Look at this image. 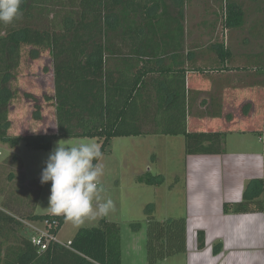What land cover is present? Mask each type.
I'll list each match as a JSON object with an SVG mask.
<instances>
[{
    "label": "trees",
    "instance_id": "trees-1",
    "mask_svg": "<svg viewBox=\"0 0 264 264\" xmlns=\"http://www.w3.org/2000/svg\"><path fill=\"white\" fill-rule=\"evenodd\" d=\"M228 1L226 25L244 26V7ZM184 4L185 0H22L20 16L11 24L0 23V143L15 148L24 142L30 149L50 152L62 138L99 139L104 155L114 138L184 136L187 155L222 153L228 133L188 130L184 79L183 91L174 88L173 99L168 101L169 96L166 97L165 112L158 116L151 106L153 92L148 96V91L138 87L139 82L161 81L160 77L148 76L139 56H149L151 59L144 64L154 65V49L161 40L171 38L168 29L179 21L173 11L179 8L183 19ZM257 23L264 27V21ZM249 36L264 39L258 34ZM165 45L169 46L168 42ZM24 47L31 48V61L49 51L54 94L44 95L43 101L54 108V134L10 133L13 105L20 97L34 103L35 121L43 119V105L37 97L17 87ZM138 61L140 68L136 73ZM178 75L185 78L186 72L174 73L173 77ZM164 84L169 95L172 86L168 76ZM4 162L16 171H9L10 187L3 194L8 198L0 205V264H123L121 229L106 220L101 221L100 227L81 228L70 244L51 241L46 250L37 247L33 239L38 233L27 229L25 222L46 223V229L57 237L66 221L62 216L36 214V198L31 200L27 190L22 158L15 153ZM163 181L160 175L150 173L138 178L139 183L148 186H160ZM263 193L264 179L251 181L243 202L226 205L225 211H263ZM22 204L29 206L28 213L22 212ZM153 209L149 206L146 210L148 264L186 254L187 219L160 221ZM199 239V248H203L201 232ZM218 251L219 246L215 247Z\"/></svg>",
    "mask_w": 264,
    "mask_h": 264
},
{
    "label": "crops",
    "instance_id": "crops-1",
    "mask_svg": "<svg viewBox=\"0 0 264 264\" xmlns=\"http://www.w3.org/2000/svg\"><path fill=\"white\" fill-rule=\"evenodd\" d=\"M191 4V0H185L183 19L175 7L173 14L179 21L168 29L171 38L161 40V45L154 49L157 52L154 65L144 64L151 59L149 56H139L148 76L160 77L161 81L138 85L142 91H148V96L153 92L151 106L158 116L165 112L166 97L169 96L168 101L173 99L174 88L183 91L184 79L188 130L228 133L224 150L215 155H187L185 138L181 141L185 169L179 177L184 186L181 217L187 219L184 256L188 264H264V210L225 211L226 205L243 202L249 182L264 179V142L260 141L264 135V44L251 49V41L241 38L258 34L261 24L255 21L249 26L246 16L244 26H227L221 0H203V13L196 19L191 14ZM167 42L169 46L165 45ZM139 68L138 61L136 73ZM166 70L168 75L164 74ZM183 71L185 78L173 77ZM167 76L172 86L169 95L164 84ZM16 102L13 110L17 108ZM42 116L37 122L46 123V117ZM10 120L12 133L18 127L12 116ZM33 122L31 118V125ZM53 124L50 134L57 132L55 119ZM23 132L18 135L29 133ZM153 136L159 140L168 137ZM2 145L10 154L16 148ZM260 200L264 202V193ZM200 232L203 248H199ZM217 246L219 251L215 252Z\"/></svg>",
    "mask_w": 264,
    "mask_h": 264
},
{
    "label": "rangeland",
    "instance_id": "rangeland-1",
    "mask_svg": "<svg viewBox=\"0 0 264 264\" xmlns=\"http://www.w3.org/2000/svg\"><path fill=\"white\" fill-rule=\"evenodd\" d=\"M221 1L225 16L229 1ZM233 1L244 7L249 26H252L255 21H264V0ZM191 2V14L197 19L203 13V0H191ZM258 35L264 36V27L260 28ZM241 38L251 41V49L264 44L262 37L255 40L246 35ZM30 49V47H24L23 49L17 87L37 97L39 103L41 102L43 105L42 115L46 117V123L45 121H35L31 125L34 103L26 102L24 97H20V100L16 102L17 108L13 110L14 112L11 115L18 128L11 135H18L19 132L24 133L23 131L29 132L26 134L47 133L49 130L52 131L51 128L54 127V108L50 104L46 105V102L43 101V95L54 94L50 54L49 51H45L39 60L31 61L28 56ZM46 67L49 68L47 72L44 70ZM30 114L31 118H29ZM179 137L168 136L162 137L160 140L157 136L156 138L154 136L114 138L100 161L104 168V175L100 180L103 191L100 195L102 202L108 199L112 200V208L107 215L97 217L95 220H85L80 224L66 222L57 235V241L61 244H67L81 228L100 227L101 221L106 220L118 224L121 229L123 264H148L146 246L147 208L149 206L153 207L154 216L160 221L181 217L183 213L181 195L184 186L183 183L180 184L179 177L183 175L185 170L182 157L184 147L181 144V141L184 142V137ZM60 141L67 142L65 146H78L80 143L91 142L101 147L99 139L62 138L57 140L53 149ZM5 149L0 143V158L3 159H0V166L2 165V169L0 168V192H2V194L0 193V205L3 199L8 198V195L3 194L10 187L7 181L9 171H16L10 164L5 165L4 161L9 159L13 153H16L22 158L24 167L27 170L25 172L26 185L31 200L36 198L34 212L39 215H52L47 209L51 194V183L42 184L41 175L53 149L50 152L33 150L28 148L24 142H21L12 154ZM147 173L153 176L160 175L164 179L163 183L160 186H148L139 183L138 178L145 176ZM32 204H34V201H32ZM20 208L22 212L27 213L30 209L29 206L24 204L20 205ZM135 224H140V227L134 226ZM39 225L44 228L40 223ZM25 227L30 228L26 224ZM30 232V230L26 231L25 234L28 235ZM160 264L188 263L184 254H178Z\"/></svg>",
    "mask_w": 264,
    "mask_h": 264
},
{
    "label": "clouds",
    "instance_id": "clouds-1",
    "mask_svg": "<svg viewBox=\"0 0 264 264\" xmlns=\"http://www.w3.org/2000/svg\"><path fill=\"white\" fill-rule=\"evenodd\" d=\"M21 3L22 0H0V23H13L21 14ZM66 143L58 142L42 171L41 183H51L48 211L75 224L107 215L113 202H102L100 195L104 175L100 146L91 142L78 146H65Z\"/></svg>",
    "mask_w": 264,
    "mask_h": 264
},
{
    "label": "built area",
    "instance_id": "built-area-1",
    "mask_svg": "<svg viewBox=\"0 0 264 264\" xmlns=\"http://www.w3.org/2000/svg\"><path fill=\"white\" fill-rule=\"evenodd\" d=\"M260 141L264 142V135L260 137ZM25 224L33 229L35 232L38 233V236L33 239V243L39 247L42 251L46 250L48 244L51 241H57V237L52 235L47 229H46V223H43L44 228H41L39 223H31V222H25ZM58 242V241H57ZM70 244V243H68Z\"/></svg>",
    "mask_w": 264,
    "mask_h": 264
}]
</instances>
